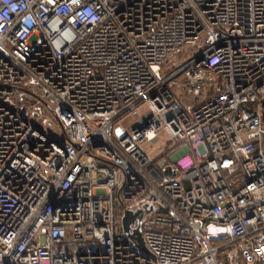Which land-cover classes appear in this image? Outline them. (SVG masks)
I'll return each instance as SVG.
<instances>
[{"label": "built area", "instance_id": "built-area-1", "mask_svg": "<svg viewBox=\"0 0 264 264\" xmlns=\"http://www.w3.org/2000/svg\"><path fill=\"white\" fill-rule=\"evenodd\" d=\"M0 264H264V0H0Z\"/></svg>", "mask_w": 264, "mask_h": 264}, {"label": "rangeland", "instance_id": "rangeland-1", "mask_svg": "<svg viewBox=\"0 0 264 264\" xmlns=\"http://www.w3.org/2000/svg\"><path fill=\"white\" fill-rule=\"evenodd\" d=\"M188 50L186 48H183L182 50H179L176 55L171 54L169 56V61H168V68L172 67L173 65H180L185 63L188 59H190L193 55L194 52L192 51L191 53H188ZM207 90H209V87H207ZM182 101L185 103L188 101L187 98H182ZM161 143V140L158 138L151 143L147 144L144 146V150L148 153H151L157 145ZM159 154H161L160 151H157L156 153H152V157H157ZM139 220V218H138ZM135 223V222H134Z\"/></svg>", "mask_w": 264, "mask_h": 264}, {"label": "water", "instance_id": "water-1", "mask_svg": "<svg viewBox=\"0 0 264 264\" xmlns=\"http://www.w3.org/2000/svg\"><path fill=\"white\" fill-rule=\"evenodd\" d=\"M166 176L167 177H174L175 176V173L172 171V170H169L167 173H166ZM139 216V212H136V213H132V212H128L126 213L124 219H123V226H124V229L126 231L129 230L130 228V224L132 222H134V220ZM131 238L133 240H135L138 244V246L148 255H150L152 258H154V256L149 252V250L147 249L146 245H145V242H144V239L140 233L139 230H136L134 232V234L131 235Z\"/></svg>", "mask_w": 264, "mask_h": 264}]
</instances>
